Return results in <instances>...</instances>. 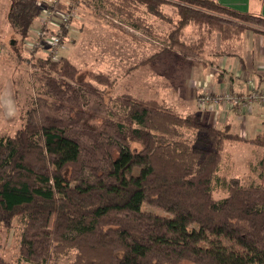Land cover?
<instances>
[{"label":"trees","instance_id":"obj_1","mask_svg":"<svg viewBox=\"0 0 264 264\" xmlns=\"http://www.w3.org/2000/svg\"><path fill=\"white\" fill-rule=\"evenodd\" d=\"M100 2L147 30V15L170 18L165 3L177 5L182 24L207 25L225 38L240 37L244 22L264 25L263 13L217 0ZM38 14V0L9 2L8 20L23 39ZM180 27L168 39L187 48ZM34 64L45 72L37 76L33 104L14 134L0 136V227L24 217L26 259L264 264V153L258 162L262 183L217 174L226 140L264 147L262 134L246 137L229 124L204 120L199 110L184 113L164 100L114 94L115 77L94 68L82 77V68L67 56H38ZM217 181L224 196L215 195ZM144 202L173 216L145 210ZM206 233L236 247L205 244Z\"/></svg>","mask_w":264,"mask_h":264},{"label":"rangeland","instance_id":"obj_2","mask_svg":"<svg viewBox=\"0 0 264 264\" xmlns=\"http://www.w3.org/2000/svg\"><path fill=\"white\" fill-rule=\"evenodd\" d=\"M9 2L10 0H0V136L5 137L14 134L22 126L24 115L33 104L37 94V76L45 72L34 64L38 56L53 57L59 54L55 59L67 56L82 68V77L92 68L115 77L114 94L130 92L144 98L164 100L186 113L192 111L189 106L193 105L188 103L193 99L200 108L198 99L205 94L191 92L185 83L186 75L187 79L189 78V86L196 87L199 83L201 86H207L205 82L210 78L214 79L215 74H220V66L215 65L210 55L242 53L244 43L250 41L248 34L251 32L264 37V25L252 22H244L247 27L240 37L230 38H225L220 31L207 25L193 21L182 24L177 5L173 3H165L162 6V10L170 16L169 19L147 15L148 31L145 27L130 25L124 16L100 0H70V4L59 6V9L76 7L80 15L73 20L66 32L65 27L62 29L61 43L57 47H51L35 42L38 39L37 29L43 25L42 18H46V5L53 1L38 0L39 14L26 39L16 32L8 20ZM59 15L61 13L56 12L53 18L58 19ZM93 18H100V22ZM178 26L182 27L179 29L180 37L187 43V48L172 46L168 39L172 30ZM50 50L55 51L49 53ZM153 54L154 58L151 59ZM138 63L141 65L133 68ZM246 75H249L248 72ZM180 92L185 94L180 97ZM181 101H187L186 106H182ZM228 107L230 108V105ZM261 150L264 148L243 140H226L218 176L227 178L237 175L245 183H262L258 163ZM141 166L140 162L136 163L132 173L137 174ZM214 192L216 197L226 194L219 181L215 183ZM142 208L173 216L165 209L148 202H144ZM24 222V217L19 214L13 218L12 225H1L0 264H33L21 254ZM192 226L199 228L194 224ZM203 242H220L236 247L232 240L209 233H206ZM70 262V258H61L57 263L50 264Z\"/></svg>","mask_w":264,"mask_h":264},{"label":"crops","instance_id":"obj_3","mask_svg":"<svg viewBox=\"0 0 264 264\" xmlns=\"http://www.w3.org/2000/svg\"><path fill=\"white\" fill-rule=\"evenodd\" d=\"M217 1L243 11L260 12L264 14V0ZM93 19L100 22V18ZM248 38H250V41L247 40V42L244 43L245 46L243 47L242 53L237 52L233 55H210L213 57L212 61L215 62V65L220 66V68L218 67L220 69V74H215L214 79L210 78L208 82H205L207 86H201L200 83L198 86L196 84V87L189 86V78L187 79L188 76L186 75L185 83L188 84L187 87L191 89V92L197 91V93L201 94L208 91L215 94L219 91L230 90L237 95L243 96L248 94L255 87L264 88V37L256 36L251 32L248 34ZM205 69L206 68H204V70ZM223 69L225 72H223ZM198 72H196V74ZM246 72H248V76ZM201 73L200 71V74ZM181 94L185 93L180 92V97H182ZM185 103L187 104V101H181L182 106H186ZM188 104L193 105L189 106L191 110H200L203 119L208 122L216 125L229 124L232 131L238 132L246 137H255L259 134L264 136V106L260 102H253L252 106L245 110L233 106L229 108L224 102L215 104L214 106H199L200 108H198L197 102L193 99ZM247 129L250 131H246ZM263 153L264 150H261L258 162Z\"/></svg>","mask_w":264,"mask_h":264},{"label":"built area","instance_id":"obj_4","mask_svg":"<svg viewBox=\"0 0 264 264\" xmlns=\"http://www.w3.org/2000/svg\"><path fill=\"white\" fill-rule=\"evenodd\" d=\"M50 5H46V18H42V26L37 29V37L35 44H47L51 47H57L62 41V29H66L72 24L73 20L79 17V10L76 7L73 9L69 7L67 10L59 9L60 4L68 5L70 0H51ZM76 6V5H73ZM56 12H60L59 18H53ZM42 16V13H41ZM40 17V16H39ZM70 28V27H69ZM65 30V29H64ZM55 50H50L49 53ZM57 51V50H56ZM59 54H55L53 57L58 58ZM260 102L264 106V88H253L246 95H237L230 90L219 91L215 94L211 92H205L199 99L198 103L200 107L207 105L214 106L219 103H226L227 105L238 107L241 110L248 109L252 106L253 102Z\"/></svg>","mask_w":264,"mask_h":264}]
</instances>
